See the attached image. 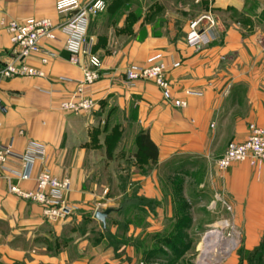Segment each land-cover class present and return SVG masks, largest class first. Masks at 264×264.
I'll return each instance as SVG.
<instances>
[{
  "label": "crops",
  "instance_id": "0c3cea01",
  "mask_svg": "<svg viewBox=\"0 0 264 264\" xmlns=\"http://www.w3.org/2000/svg\"><path fill=\"white\" fill-rule=\"evenodd\" d=\"M182 1V7L193 5L215 19L208 31L210 42L199 49L175 35L172 7L157 17L158 24L141 18L127 38L117 40L114 50L93 48L102 27L98 20L89 34L90 49L102 63L98 79L85 88V94L95 101L91 111L59 108L60 100L82 78L87 60L80 54L79 63H71L62 35L41 41L51 51L46 63L40 61L41 53L24 59L41 69L44 76L0 77V143H10L13 150L5 165L7 170L0 167V224L7 223V230L0 225V264L109 262L107 258L100 262L84 257L70 259L63 246L50 253L45 238L50 233L59 235L73 220L78 222L82 212L91 210L94 215L103 209L98 208L102 194L92 173L117 130L123 131V139H132L135 153L138 135L146 132L157 147V164H168L171 175L184 178L187 199L215 202L221 208L227 204L242 234L241 247L247 251L258 247L264 235V161H238L219 170L216 160L230 141L247 138L250 124L264 128V0ZM56 2L0 0V65L12 49L2 23L29 17H49L58 22L61 16L55 10ZM105 22L108 41L117 33L112 30V20ZM114 24L122 26L124 18ZM155 53H161L168 66V99L150 81L127 86L123 80L128 66L143 65ZM174 63L178 65L173 67ZM172 99H183L186 105L177 107ZM30 141L45 149L44 161L35 162L34 175L46 166L53 175H66L71 181L68 210L54 225L46 221L38 204L9 192L12 183L23 189L34 185L33 179L18 181L13 174L21 169L20 154ZM155 180L153 172L151 194L159 199ZM144 185L142 182L145 189ZM190 186L193 188L187 190ZM73 244L81 249L77 241Z\"/></svg>",
  "mask_w": 264,
  "mask_h": 264
},
{
  "label": "rangeland",
  "instance_id": "374dc122",
  "mask_svg": "<svg viewBox=\"0 0 264 264\" xmlns=\"http://www.w3.org/2000/svg\"><path fill=\"white\" fill-rule=\"evenodd\" d=\"M105 3L104 10L89 18L83 44V48H88L90 54L96 55L99 59L100 57L90 49L92 38L89 36L90 32L96 29L94 25L99 19L102 27L98 29L100 38L93 46L95 51L97 48L106 47L108 50L111 48L114 50L117 40L122 42L127 38L141 18L145 22L158 24L157 17L168 12L167 9L171 7L175 8L172 25L175 35L183 37L186 42L190 21L205 13V11L200 13L193 5L188 9L182 7V0H105ZM158 7L160 9L155 10ZM120 18H124V24L119 27L114 23ZM108 19L112 20V30L117 33V37L111 35L108 38L109 42L105 40L107 35L104 36L107 33L104 23L106 24L105 21ZM8 21L2 23L5 30ZM82 54L88 59L87 53ZM10 57L11 53L3 64ZM13 77L21 75L6 79ZM105 147V153L97 159L95 171L92 173L96 188L102 194L101 200L97 202L98 208H112L106 217L105 226L103 227V224L94 217L91 210L82 212L80 220L65 224L59 235L50 233L46 236L45 241L48 243L50 253L63 246L70 259L84 257L92 260L91 262H100L107 258L109 262L105 264H250L249 251L241 247L242 234L226 206L223 205L221 208L215 202L188 200L184 194V178L171 175L166 163L157 164V161L151 162L137 155L132 139L130 137L123 139L121 130L116 131L112 141L106 143ZM153 172L156 175L154 188L158 191L159 199L151 194ZM142 182L146 184L145 189L141 186ZM192 188L193 186H190L187 190ZM38 205L42 211V206ZM44 217L50 225L57 224L54 222L56 219ZM0 225L2 229L7 230L6 222ZM212 230L219 231L227 239L233 237L235 246L227 254L201 263L202 253L206 249L204 238L206 233ZM84 234L86 236L83 238ZM75 241L81 249L76 248V244H73Z\"/></svg>",
  "mask_w": 264,
  "mask_h": 264
},
{
  "label": "built area",
  "instance_id": "2783aa9c",
  "mask_svg": "<svg viewBox=\"0 0 264 264\" xmlns=\"http://www.w3.org/2000/svg\"><path fill=\"white\" fill-rule=\"evenodd\" d=\"M106 7L105 0H57L55 10L61 16L58 22L49 17H29L23 21L9 20L6 31L12 44L10 59L0 67L2 78L17 75L44 76V72L29 66L24 59L32 53H41V62L46 63L51 51L41 44L43 40L57 39L62 35L64 46L69 53V61L78 64L79 55L88 54L87 64L83 65V76L76 82V88L62 98L59 108L69 112L89 111L95 101L85 94V88L99 77L101 60L83 48L89 18ZM215 25L210 12H205L190 21L186 34V44L199 49L210 42L208 31ZM262 42V41H260ZM178 63L172 66L176 67ZM168 66L161 53L150 56L143 65L128 66L123 80L127 86L137 81H150L159 87L165 98L170 97V82L167 78ZM173 104L184 107L186 101L174 99ZM13 154L11 144L0 143V167L7 170L6 163ZM45 159L43 145L30 141L20 154L21 169L14 171L18 181L34 180L32 188L23 189L18 183L9 185V192L42 206V213L50 219H57L68 210L66 196L70 191V181L66 176L53 175L48 167H43L34 175L35 162ZM248 161L255 164L264 161V128L249 125V134L243 141H230L223 154L216 160L219 170H224L233 162ZM226 208L230 207L225 204Z\"/></svg>",
  "mask_w": 264,
  "mask_h": 264
},
{
  "label": "trees",
  "instance_id": "16d2710c",
  "mask_svg": "<svg viewBox=\"0 0 264 264\" xmlns=\"http://www.w3.org/2000/svg\"><path fill=\"white\" fill-rule=\"evenodd\" d=\"M137 146L138 151L137 155L155 162L157 160V147L149 139V136L146 132L140 133L137 137ZM249 253V262L250 264H264V235L261 239L260 244L254 250H251Z\"/></svg>",
  "mask_w": 264,
  "mask_h": 264
},
{
  "label": "bare ground",
  "instance_id": "6f19581e",
  "mask_svg": "<svg viewBox=\"0 0 264 264\" xmlns=\"http://www.w3.org/2000/svg\"><path fill=\"white\" fill-rule=\"evenodd\" d=\"M206 249L202 253L201 263H207V261L215 260L222 254H227L235 246V239L223 237L219 231L212 230L205 235ZM238 241V240H237Z\"/></svg>",
  "mask_w": 264,
  "mask_h": 264
},
{
  "label": "water",
  "instance_id": "95a60500",
  "mask_svg": "<svg viewBox=\"0 0 264 264\" xmlns=\"http://www.w3.org/2000/svg\"><path fill=\"white\" fill-rule=\"evenodd\" d=\"M112 211V208H106L103 210H99L97 209L94 212V217L99 220L102 224L103 227L105 226V222H106V217L108 216V214Z\"/></svg>",
  "mask_w": 264,
  "mask_h": 264
}]
</instances>
